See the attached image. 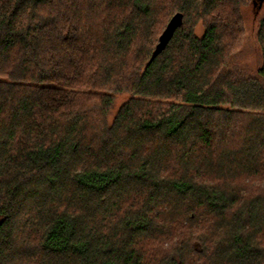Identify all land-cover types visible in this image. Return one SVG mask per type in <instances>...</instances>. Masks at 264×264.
Wrapping results in <instances>:
<instances>
[{"label":"trees","instance_id":"1","mask_svg":"<svg viewBox=\"0 0 264 264\" xmlns=\"http://www.w3.org/2000/svg\"><path fill=\"white\" fill-rule=\"evenodd\" d=\"M250 1L0 0V264H264Z\"/></svg>","mask_w":264,"mask_h":264},{"label":"rangeland","instance_id":"2","mask_svg":"<svg viewBox=\"0 0 264 264\" xmlns=\"http://www.w3.org/2000/svg\"><path fill=\"white\" fill-rule=\"evenodd\" d=\"M243 25H244V35L241 42L239 55L234 59L235 65H237L241 70L246 72H253L256 70L260 62V53L258 50L256 33L258 28L259 20L264 16V0L259 6L258 3L253 4V0L250 1L249 5L243 7ZM202 27L198 26L197 32L201 33ZM127 94L117 95L113 106L110 110V118L115 114L117 108L127 99ZM160 244L154 242L148 244L149 248L153 251H160Z\"/></svg>","mask_w":264,"mask_h":264},{"label":"water","instance_id":"3","mask_svg":"<svg viewBox=\"0 0 264 264\" xmlns=\"http://www.w3.org/2000/svg\"><path fill=\"white\" fill-rule=\"evenodd\" d=\"M262 2L263 0H253L254 5L258 3V5L260 6ZM182 20L183 14L181 12H176L171 16L164 30L159 35L158 42L155 45L150 60L155 58L165 48L169 40L172 38L175 30L182 24Z\"/></svg>","mask_w":264,"mask_h":264}]
</instances>
